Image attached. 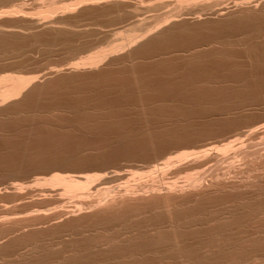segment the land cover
I'll return each mask as SVG.
<instances>
[{"label": "rangeland", "instance_id": "1", "mask_svg": "<svg viewBox=\"0 0 264 264\" xmlns=\"http://www.w3.org/2000/svg\"><path fill=\"white\" fill-rule=\"evenodd\" d=\"M8 1L9 2H7V0H0V13H1V15H0V23H1L0 24V27H1L0 31H4L3 38L0 39V75L5 74V72L6 73H10V72L15 73V71H16V73L23 74V75H38V76H40L37 79L38 82L36 81L34 84H32V86H29L26 90L27 92L26 93L23 92V94L21 96H19L18 99H16V100L14 99L12 101L10 100L7 103L4 102V104H2V105L0 104V106L3 108H4V106H6L4 109L0 107L2 109V110H0V161L2 162V163L0 162V184H1L0 185V194H1L0 195V205H1L0 208H2V206H4V207L14 206L12 208L13 209L15 208L16 211L13 210L15 213H12V216L9 215V217L11 216L12 218L16 217L14 219H17V217H19L18 219H22L24 216H26V214L27 215H30V214L33 215L34 212L36 213L38 210L40 212L45 211L46 214L48 213L47 211L50 210V212L48 213V214H50V213L54 212V209H55V211L60 210V207H63V205L67 204V199L65 198V196L62 194H59L58 187L57 188L56 187H50L46 184L44 186L41 183L38 184L37 182H35L36 180H41L42 177L43 178L48 177L50 175V173L57 172L58 170H59L58 171L59 173H65V172H67V173H76V172H82V173L83 172H85V173H95L96 172V173H98V172H101L99 168H102L103 170H104V168H108L107 170L109 171V169L111 170L114 168L115 169H118V168L119 169H121V168L126 169V168H130L129 166H131V167L132 166L133 167H141L142 165L145 166L146 164H148L150 162V160H152V158L155 159L153 156L157 155L161 150H164L165 148H167L169 145H171V143L173 144L174 142H176L177 139H179L181 137V136L179 137V135H182V136L185 134L188 135V133L190 134V132H192L193 134L194 133L200 134V133H202V130H204V128H205V131H203V133L204 132L206 133L207 131L209 132V131L215 129L216 126L222 125L223 123L221 124V122H223L224 120L226 123V118L223 115H221V117L223 116L225 118L224 119L222 117L223 120L221 119V117L219 119L218 115L213 116L215 113V112L213 113V111H217L218 108L220 109V107H221V108H228L229 109L230 104H231V109H232V107L237 108L241 103H243V100L245 102V100L247 98L246 99H243V98L247 94L252 95V94L258 93V95L260 94L261 97L264 95V90H263L264 89V78H263L264 77V74H263L264 73V42H261V40H259V39H257V37H255L258 34H260V32L262 34H264V3H262V2H264V0L263 1L257 0V1H260L259 3L255 2L256 5L258 6V7L256 6L257 9L255 7H253V8H255V9H253V8H251V6L250 7L246 6L247 9H245L246 7H244L243 8L244 11H242L243 9H241V8L238 9L239 7L235 6L234 3L236 0H224V1L223 0H212L213 3L211 0H207V2L210 1L209 3H211L212 5L214 4V6H211V8L209 9L210 11L213 10L211 13H209V10H207L208 12L207 11H201V15L199 16L200 18L194 17V16H196V14L197 15L200 14V12L198 13L197 10H195L197 12L194 13L195 15L193 14V16L192 15H186V14L179 15L180 18L175 17V19L178 21L175 20L176 21L175 22L173 20L174 22L173 21L166 22L168 25L163 23V24H165L164 26H162L164 28V32H162L161 34H157V32H155L157 34V36L155 35V33H153L152 35L144 38L142 41L140 40L139 42L134 44V47L131 46L130 48H127V51L125 49V50L121 51L120 53L116 54L115 55L116 57L115 56L110 57V59L113 58L112 60H110L108 58V60L105 61L104 65L99 66V68L93 69L94 71L93 70L91 71L88 69L84 70V69L80 68L79 69L80 72H79V70L69 68L68 64L75 62V61H78L79 58L86 56V54H88L91 51H94L95 49H97V47L98 48L100 46L106 47L108 45V43L109 44L110 43L117 44L118 42H121L122 40L120 38H122L123 36L119 35V34L121 32H122V34H124L123 31L125 30V32H126L127 28L130 30L132 27L130 28L129 26H131L132 24L135 25L134 22H136L137 26H139V27L132 25V26H134L132 29L135 30V33L137 32V34L141 33L144 26L156 24L155 21L157 20V18L159 16L167 15V13L169 11H170L169 13L171 14V12L174 9L173 6L175 7L174 4H176V1L175 0H160V1L158 0V2H159L158 3L157 0H156V2H155V0H120L121 3L119 2V3H112L111 4V2H110V4H109L107 2H104V0H99L98 2L96 1V3H94V4L86 2V4L84 5L85 1L90 2L91 0H83L84 2L82 0H79L82 4L81 3H80L81 5L78 4L80 7H78V5L75 6L76 7L75 10L74 11L72 10L73 13L70 11H68L69 13L66 12L64 14L58 13L51 18L52 20L47 19L46 21H44L45 19L40 18V17H42V16H40V14H37V13H39V12H37L38 11L37 7H38V2H39V5H43V4H45V2L46 3L49 2V0H40V1H37V0H34V1L33 0H13V1L8 0ZM41 1H42V3H41ZM50 1L56 2V4L58 6H60L62 3L68 4L69 2L71 3L73 1L78 2V0H73V1L72 0H59V1L58 0L57 1L56 0H50ZM124 1H125V3H124ZM219 1H221L220 2L221 4L219 3ZM237 1H241V0H237ZM247 2H249V4H251V5L254 4L253 2L250 3V0ZM99 3H101L102 6ZM103 3H105V4H103ZM97 4H99V5H97ZM120 4H122V6ZM8 5L10 7L12 5H17V6L19 5L20 7H22L21 9L23 12L19 13L20 15L19 14H17V15L12 14V15L6 16V14H4L2 12L6 11V9L7 10L9 9ZM113 5H114V7H113ZM116 5L118 7H116ZM231 5H234L233 8ZM135 6L137 7V9ZM222 6L226 7V9ZM259 6L261 8H259ZM120 7H122V8H120ZM132 7H134V8H132ZM218 7L223 8L222 14H221L222 17H221V15H217V14L213 13L215 11V9ZM227 7H228V9H227ZM115 8H117L118 10ZM234 8H237V9H234ZM248 8H251V9H248ZM121 9H122V11H121ZM183 9L181 10V12L185 13L186 11H183ZM185 10H186V8H185ZM130 11H132V12H130ZM88 12H90V13L88 14ZM181 12H180V14H181ZM31 13H32V15H31ZM223 13H225V14H223ZM247 13H249V14H247ZM250 13H253V14L251 15ZM2 15H4V16H2ZM21 15H23V16H21ZM102 15H104V16H102ZM246 15H247V19H245ZM248 15L251 16V18L248 17ZM16 16H17V18H16ZM32 16H33V18H32ZM66 16H67V18H65ZM155 16H157V17H155ZM235 16H236V18L238 17L237 19H239V20L235 19ZM187 17H189V18H187ZM25 18L27 20H24ZM39 18H40V20L38 21ZM22 19H23V21H22ZM74 19H76V20H74ZM137 19H139V20H137ZM144 19L146 21H144ZM210 19H212V20H210ZM230 19H231V21H230ZM137 21H139V22L143 21L144 23L142 22L143 23L142 24L140 22V24H139V22H137ZM153 22H155V23L153 24ZM28 23H30V24H28ZM42 23H44V24H42ZM60 24H62V25H60ZM182 24H184V25H182ZM56 25L60 26L58 28L64 27V29H66L65 31L67 34L64 35V33H63V35H62V34H59L58 32H56L54 30L53 31L49 30V27L54 26V28H55ZM198 25H200V26H198ZM21 26H22V28H21ZM141 27H143V28L141 29ZM162 27H161V30H163ZM67 28L68 29L70 28V29L68 30ZM138 28H140V29H138ZM84 29H86V30H84ZM136 29H137V31H136ZM5 30H8L9 33L6 32V34H5ZM19 30H21V32ZM34 30H36V31L34 32ZM75 31H77L79 34ZM10 33H12V34H10ZM52 33H53V35H52ZM75 33H77V34H75ZM32 34H33V36H32ZM8 35H10V36H8ZM23 36H27V37L29 36V37L28 38L25 37V38H27V39H25ZM53 36H54V38H53ZM68 36H71V37H68ZM204 36H205V38H204ZM43 38H44V40H43ZM22 39H23V41H22ZM237 40H239V41H237ZM112 41H115V43ZM201 41H203L204 43ZM2 42H5V43H2ZM157 42H159V43H157ZM10 43H11V45H10ZM41 43H44V46H43V44L39 45ZM63 43L65 45H63ZM208 43L211 45H208ZM32 44H34V45H32ZM35 44L38 45V47ZM46 44H48V46ZM54 44L57 46H55ZM252 44H253V46H252ZM148 45H149V48H148ZM255 45H257V47ZM81 46H83V47H81ZM141 46H142V48H141ZM199 46L202 47V49ZM7 47H9V48H7ZM74 47H76V48H74ZM44 48H46V49L44 50ZM50 48H52V49H50ZM192 48L197 49V52H195L196 50H193ZM10 49H14V50L12 51ZM151 50H152V52H151ZM255 50H257V52ZM124 52H126L127 54ZM144 52H146V53H144ZM144 55H146V57ZM222 56H224V57H222ZM218 59H220V60H218ZM199 60L200 61L202 60V61L199 62ZM213 60H215V61H213ZM195 65H197V66H195ZM201 65H202V67H201ZM25 66H26V68H25ZM59 66H60V68H59ZM198 66H199V69H198ZM51 67H53L52 69H54V70L55 69H58V70H56V71L52 70V72H51ZM30 68H32L34 71ZM37 69L40 71H38ZM83 70H84V72H83ZM21 71H23V72L21 73ZM69 71H70V73H69ZM46 72L50 75H48ZM45 73H46V75H45ZM95 73H98V74H95ZM222 73H224V74H222ZM41 74H44V75H42L43 78H42ZM220 75L223 77V79L220 78L221 77ZM249 78L251 81L249 80ZM261 78L263 81L261 80ZM214 80H216V81H214ZM222 80H225V82ZM161 81L163 82V84ZM219 83H220V85H219ZM114 85H116V86H114ZM32 87H34V88H32ZM119 87H120V89H119ZM214 87H215V90L213 89ZM247 87H249L251 90ZM252 87H253V89H252ZM254 88H256V89H254ZM99 90H100V92H99ZM217 90H220V91H217ZM213 91H214V93H213ZM241 91H243V92H241ZM262 92H263V94H262ZM118 93L120 96L115 95ZM212 93H213V95H212ZM221 93H222V95H220ZM239 93H241V94H239ZM218 94H219V96H218ZM243 94H244V97H243ZM188 95H189V97H188ZM191 95H192V97H191ZM230 96L232 99H230ZM234 96H235V98H234ZM238 96H240V97H238ZM260 96H259V98H260ZM194 98H195V100H194ZM210 98L213 102L210 100ZM168 99H170V100H168ZM262 99L264 100V96L262 98H260L259 101L260 100L263 101ZM97 100H98V102H97ZM204 100L206 101V103ZM19 101H21V102H19ZM104 101L107 102V104ZM112 101H115V102H112ZM194 101H195V103H194ZM259 101H258V103H259ZM261 101H260V103H262ZM196 102H198V103L201 102V103L198 104ZM246 102H249V101H246ZM103 103H104V106H103ZM112 103H114V104H112ZM203 103L205 105H203ZM108 104L111 106H108ZM172 104H174L173 106H175V107H173ZM46 105H48V106H46ZM54 105L57 107L55 108ZM67 105H68V107H67ZM88 105H90V106H88ZM215 105H217V106H215ZM7 106H9V107H7ZM63 106L65 107V109ZM119 106H120V108H119ZM71 108H73V109H71ZM76 108H78V109H76ZM108 108H110V109H108ZM33 109L35 111H33ZM192 109H193V111H192ZM222 110L225 111L224 109H222ZM30 111H32V112L30 113ZM180 111L182 113H180ZM219 111H221V110H218V112ZM79 112H81V113H79ZM199 112H200V114H199ZM218 112H216V113L218 114ZM77 113H79V114H77ZM192 113H193V116L191 115ZM176 114H178V115H176ZM206 114H208V115H206ZM117 115L119 116V120L117 119V117H118ZM218 120L220 121V124L218 123ZM119 122H121V123H119ZM211 122L214 124H212ZM164 124H166V125H164ZM107 125H109V126L107 127ZM112 125L114 128L112 127ZM116 125H118V126H116ZM205 125H206V127H209V129L211 127V130L206 128ZM105 127H107V129ZM122 127H124V128H122ZM193 127H194V129H193ZM155 128H157V129H155ZM189 129H190V131H189ZM140 131H141V133H140ZM186 131H187V133H186ZM158 135H159V137H158ZM133 136H134V138H133ZM120 138H122V139H120ZM149 139H150V142H148ZM158 139H160V141ZM174 139H175V141H174ZM114 140H115V142H114ZM118 142H119V144H118ZM138 142H139V144H138ZM110 144H112V146H110ZM131 144H132V146H131ZM55 145L57 148L55 147ZM145 145H148V146H145ZM130 146L132 149H130ZM149 146L153 149H151ZM156 146L157 147L159 146V147L156 148ZM146 147L148 148V150ZM93 148H95V149H93ZM56 149L58 151H56ZM51 151L53 154L51 153ZM140 152L143 154H141ZM155 152H157V153H155ZM131 153L133 156L131 155ZM65 155H67V156H65ZM128 155H129V158H128ZM73 156L75 157V161L73 160V158H74ZM80 157H82V158H80ZM112 157H113V159H112ZM147 157L149 159L151 157L152 158L149 160ZM155 157H158V156H155ZM54 158H55V162H54ZM110 158H111V160H110ZM126 158H127V160H126ZM130 158H131V160H130ZM141 158H142V160H141ZM24 159H26L28 161H25ZM56 159H57V161H56ZM76 159L79 161H77ZM132 159L134 161H132ZM63 160H65V161H63ZM97 160H98V162H97ZM40 161H43V162H40ZM70 161L73 163L75 162V164L69 163ZM124 161H126V162H124ZM44 162H45V164H44ZM48 162H50V163H48ZM79 162H80V165H79ZM67 164H70V165H67ZM119 164H120V166H119ZM29 165H31V166H29ZM74 165H76L78 167H76ZM24 166H26V167H24ZM61 166H63V167H61ZM79 166H81V168ZM22 167H24V168H22ZM57 167H60V168L58 169ZM72 167L74 169H72ZM109 167H111V168H109ZM25 168H27V169H25ZM37 168L39 171L37 170ZM49 169H51V170H49ZM86 169H88V170H86ZM47 170L49 172H47ZM66 170H68V171H66ZM79 170H81V171H79ZM24 173H25V176L27 178L24 176ZM12 175L14 176L15 179H13V177L12 178L10 177ZM8 178H11V179H8ZM5 179H7V180H5ZM11 184L13 186L20 187L21 196H20V194L18 196H15V194H14L15 189L13 190V188L12 189L10 188ZM1 186L3 189L1 188ZM35 187H38V188H35ZM52 188H53V190H52ZM48 190H50V191H48ZM12 193H13V195H12ZM52 194H55V195H52ZM10 195H12V196H10ZM56 195L59 198L60 197L63 198L62 196H64V198L62 200L60 199L62 203H60V201H58L59 198ZM59 195H62V196H59ZM48 196L49 197L51 196V199ZM46 197H48V198H46ZM39 198H41V199L39 200ZM37 199H38V201H37ZM54 199H57V200H54ZM63 200H64V202H63ZM44 201H45V203H44ZM48 201H50V202H48ZM26 202H28V203H26ZM25 203H26V205H25ZM38 204H39V206H38ZM21 205H23L24 208ZM21 208H23L25 210H23V209L21 210ZM8 209H10V208H8ZM34 209H36V211ZM19 211H21L22 213H20ZM1 215L2 214L0 213V218L2 217ZM65 219H67V218L62 217V218L56 219L55 221L52 220L53 223H51V220H50L46 224L40 223V224H35V226L30 225L31 227L27 226L29 224V222L27 224H23V222H21V225L22 224L23 225L21 226L20 223L18 225V227H20L21 230L20 229L16 230L17 226H15V231L13 230L14 228L10 231H3L2 232V230H0V236H1L0 237V240H1L0 241V256L4 255V257H2V259H0V263L1 264H7L9 262L11 264H16L17 258H15V260H14L13 259L14 256H11V255H14L17 252L21 251V250H19V249H21V247H24L25 245H28V244H32L31 241L34 243L32 245L38 246V243L40 241L42 242V240L44 238L57 237L60 235L62 236L65 233H67L69 229L71 231V229H72L71 226L66 224V223H70L71 220L67 219L68 221H70V222H67V221H65ZM64 224L66 227L64 226ZM24 225H26V228ZM22 227H24L25 230H23ZM39 227L41 229L43 227V230L44 229L45 230L43 231V230L39 229ZM51 227H52V229H51ZM53 227H54V229H53ZM67 227L68 228L70 227V228L68 229ZM37 228H38V230H37ZM32 230H34V231H32ZM16 231H17V233H16ZM20 231H21V233L18 235V233ZM65 231H67V232H65ZM24 232H25V234H24ZM31 232L33 233V235ZM34 232H36V233H34ZM5 233H7V234H5ZM45 233H46L47 237L45 236ZM1 234H3V235H1ZM16 234L18 236H16ZM29 234H31V235L29 236ZM4 235H6V236H4ZM38 235H41V236H38ZM42 235L45 237H43ZM32 236H33V238H31ZM15 237L17 238V240ZM23 239L25 240V242ZM30 239H31V241H29ZM19 243L21 245H19ZM40 243H39V248H40ZM18 246H20V247H18ZM4 249H7V250H4ZM23 249L24 248H22V251H23ZM10 253H11V255H10ZM5 256H7V257L5 258ZM3 258L5 260H8V259L9 260L4 263Z\"/></svg>", "mask_w": 264, "mask_h": 264}, {"label": "bare ground", "instance_id": "2", "mask_svg": "<svg viewBox=\"0 0 264 264\" xmlns=\"http://www.w3.org/2000/svg\"><path fill=\"white\" fill-rule=\"evenodd\" d=\"M37 1H40V0H37ZM96 1L98 2L99 0H91L90 2L89 1H85V2L83 1V2L85 5L86 2L94 4V3H96ZM175 1H176V4H174L175 7L173 6L174 9L172 8L173 11L171 10L173 13L171 12V14H170L169 13L170 11H169L167 13V15L161 14L162 16H159L157 18V20L155 21L156 24H154L155 22H153L154 25H152L151 24L152 22H151L150 23L151 25H146V26H144V28L141 27V29L143 28L142 32L137 34V32L135 33V30H133L132 28L134 26H136V27H139V26H137L136 22H134L135 25L132 24L134 26H132V25L129 26L130 28L132 27L131 28L132 30L131 29L129 30L127 28L126 32H125V30L124 31L122 30L124 32V34H122V32L121 33L119 32L120 34L118 33L119 35L123 36L122 38H120L122 40L121 42H118L117 44H113V43L109 44L108 43V45L106 47L105 46H103V47L100 46L99 48L97 47V49L89 52L88 54H86V56L79 58L78 61L69 63L68 64L69 68L75 69V70H79L81 68L84 70L88 69V70L92 71L93 69L99 68V66L104 65L105 61L108 60V58L110 59V57L115 56L116 54L120 53L121 51H123L125 49L127 51V48H130L131 46L134 47V44H136L140 40L142 41L144 38L152 35L153 33L157 32V34H161L162 32H164V28L162 26L167 24L166 22H170L173 20L175 21L176 20L175 17L180 18L179 15H182V14L193 16V14L198 11V13L200 12V14H198V15L196 14V16H194V17L200 18L199 16L201 15V11H207L211 8V6H214V4L212 5L211 3H209L210 1L207 2V0H175ZM247 1H249V0H247ZM247 1L246 0H243V1L242 0L241 1L236 0L234 4L236 7H239L238 9H240V8L243 9L246 6L247 7L251 6V8H253V7L256 8L257 5L255 2H258V3L260 2L257 0H254V1L250 0V3H252V2L254 3L251 5ZM7 2H9V1L7 0ZM104 2H107L109 4L111 2V4H112V3H119L120 0H106V1L104 0ZM155 2H156V0H155ZM157 2H158V0H157ZM220 2L221 1H219V3ZM41 3H42V1H41ZM80 3L81 2L78 0V2L73 1L71 3L69 2L68 4L62 3L60 6H58L56 4V2H53L50 0L47 3L45 2V4H43V5H39V2H38V7H37L38 11L37 12H39V13H37V14H40V16H42L40 18L45 19L44 21H46L47 19L48 20L51 19L54 15H56L58 13L64 14L68 11H70V12H72V10L74 11L76 8L75 6H77L78 4L79 5L82 4V3L81 4ZM124 3H125V1H124ZM212 3H213V1H212ZM262 3H264V2H262ZM99 4H101V3H99ZM99 4H97V5H99ZM103 4H105V3H103ZM122 4H120V5L122 6ZM79 5H78V7H80ZM18 6L17 5H12L11 7L9 6V9L8 10L6 9V11H3L2 13L6 14V16L7 15L9 16L12 14L17 15V14L23 12L21 9L22 7L19 6L20 7L19 8ZM101 6H102V4H101ZM231 6L233 8L234 5H231ZM113 7H114V5H113ZM116 7H118V6L116 5ZM222 7H224V6H222ZM247 7L245 9H247ZM120 8H122V7H120ZM132 8H134V7H132ZM185 8H186V10H185ZM224 8L226 9V7H224ZM251 8H248V9H251ZM255 8H253V9H255ZM259 8H261V7L259 6ZM115 9H117V8H115ZM136 9H137V7H136ZM182 9H183V11H186V12L182 13L181 12ZM216 9L213 13L217 14V15H221L223 8L218 7ZM227 9H228V7H227ZM234 9H237V8H234ZM195 10H197V11H195ZM121 11H122V9H121ZM212 11L209 10V13H211ZM242 11H244V9ZM130 12H132V11H130ZM180 12H181V14H180ZM89 13L90 12H88V14ZM223 14H225V13H223ZM247 14H249V13H247ZM250 14L252 15L253 13H250ZM0 15H1V13H0ZM31 15H32V13H31ZM2 16H4V15H2ZM21 16H23V15H21ZM102 16H104V15H102ZM155 17H157V16H155ZM221 17H222V15H221ZM248 17L251 18V16H249V15H248ZM16 18H17V16H16ZM32 18H33V16H32ZM40 18L38 19V21L40 20ZM65 18H67V16ZM187 18H189V17H187ZM237 18L235 16V19H237ZM245 19H247V15H246ZM24 20H27V19L25 18ZM74 20H76V19H74ZM137 20H139V19H137ZM210 20H212V19H210ZM237 20H239V19H237ZM22 21H23V19H22ZM144 21H146V20L144 19ZM176 21H178V20H176ZM230 21H231V19H230ZM137 22H139V21H137ZM140 22L142 23L143 21H140ZM140 22H139V24H140ZM163 23H165V24H163ZM28 24H30V23H28ZM42 24H44V23H42ZM60 25H62V24H60ZM182 25H184V24H182ZM54 26L49 27V30L50 31L54 30V31H56L62 35H63V33H64V35L67 34L65 31L66 29H64V27L58 28L60 26L56 25V27L54 28ZM198 26H200V25H198ZM161 27L163 28V30H161ZM21 28H22V26H21ZM138 29H140V28H138ZM84 30H86V29H84ZM19 31L21 32V30H19ZM35 31L36 30H34V32ZM136 31H137V29H136ZM6 32H8V30H5V34H6ZM75 32H77V31H75ZM77 33H75V34H77ZM10 34H12V33H10ZM157 34L155 33L156 36H157ZM3 35H4V31H0V39L3 38ZM52 35H53V33H52ZM8 36H10V35H8ZM32 36H33V34H32ZM205 36H204V38H205ZM23 37L25 38L27 36H23ZM68 37H71V36H68ZM255 37H257V39L261 40V42H264V34H262L261 32H260V34H258ZM27 38H25V39H27ZM53 38H54V36H53ZM43 40H44V38H43ZM22 41H23V39H22ZM237 41H239V40H237ZM112 42L115 43V41H112ZM201 42H203V41H201ZM2 43H5V42H2ZM157 43H159V42H157ZM42 44L44 46V43H41L39 45H42ZM10 45H11V43H10ZM32 45H34V44H32ZM46 45L48 46V44H46ZM63 45H65V44L63 43ZM208 45H211V44L208 43ZM257 45H255V46L257 47ZM36 46L38 47V45H36ZM55 46H57V45H55ZM252 46H253V44H252ZM81 47H83V46H81ZM7 48H9V47H7ZM74 48H76V47H74ZM141 48H142V46H141ZM148 48H149V45H148ZM200 48L202 49V47H200ZM45 49L46 48H44V50ZM50 49H52V48H50ZM10 50L13 51L14 49H10ZM193 50H196L195 52H197V49H193ZM255 51L257 52V50H255ZM151 52H152V50H151ZM124 53H126V52H124ZM144 53H146V52H144ZM144 56L146 57V55H144ZM222 57H224V56H222ZM112 59H110V60H112ZM218 60H220V59H218ZM201 61L199 60V62H201ZM213 61H215V60H213ZM197 65H195V66H197ZM201 67H202V65H201ZM25 68H26V66H25ZM32 68H30V69H32ZM52 68L53 67H51V72H52V70H54ZM59 68H60V66H59ZM198 69H199V66H198ZM56 70H58V69H55L54 71H56ZM84 70H83V72H84ZM38 71H40V70H38ZM22 72L23 71H21V73ZM79 72H80V70H79ZM46 73H45V75H46ZM69 73H70V71H69ZM95 74H98V73H95ZM222 74H224V73H222ZM42 75H44V74H41V76ZM48 75H50V74H48ZM39 77L40 76H38V75L19 74V73H16V71H15V73L14 72L13 73H11V72L6 73L5 72V74H1L0 75V104L2 105V104H4V102L7 103L10 100L12 101L14 99L15 100L18 99V97L21 96L23 94V92L24 93L27 92L26 91L27 88L29 86H32V84H34ZM42 78H43V76H42ZM220 78L223 79L222 76ZM225 80H222V81L225 82ZM249 80H250V78H249ZM261 80H262V78H261ZM214 81H216V80H214ZM162 84H163V82H162ZM219 85H220V83H219ZM114 86H116V85H114ZM32 88H34V87H32ZM247 88H249V87H247ZM119 89H120V87H119ZM213 89L215 90V87ZM252 89H253V87H252ZM254 89H256V88H254ZM217 91H220V90H217ZM99 92H100V90H99ZM241 92H243V91H241ZM213 93H214V91H213ZM213 93H212V95H213ZM239 94H241V93H239ZM262 94H263V92H262ZM115 95L117 96V95H119V93L115 94ZM220 95H222V93ZM247 95H245V97H244V94H243V97H244L243 99H246V98L247 99L245 100V102L243 100V103H241L237 108L232 107V109H231V104L229 103L230 104L229 109L220 107V109L218 108L217 111H213V113L215 112L213 116L218 115L219 119H220L221 115H223L226 118V123L224 120L223 122H221V124L223 123L222 125L216 126V128L213 130H211V127L209 129V127H206V125H205L206 128L211 130L209 132L207 131L206 133L205 132L203 133V131H205V128H204V130H202V133H200V134L199 133L193 134L192 132H190V134L188 133V135L187 134H185L183 136L179 135V137L181 136L180 138L177 136L179 139H177L176 142H174L173 144L171 143V145H169L167 148H165L164 150H161L162 152L160 151L161 153L159 152L160 153V154L158 153L159 155L158 154L155 155L158 157L153 156L155 159H153L151 157L152 160H150L151 158L149 159L147 157L150 160V162L148 163L146 161L148 164H146L145 166H143V165L141 167L129 166L130 168H126V169L125 168L119 169L117 167L118 169H115V168L111 169V170L109 169V171L107 170L108 168H104V170L102 168H99L101 172H98V173H96V172L95 173H85V172H83V173L82 172L59 173L58 169L60 167H57L58 169L57 168L56 169L58 171L54 172V173H50V175L48 177H45V178L42 177L41 180L35 179L36 180L35 182H37L38 184L41 183L44 186L46 184L50 187H56V188L58 187L59 194H62L65 196V198L67 199V204L66 205L62 204L63 207H60V210L55 211V209H54L53 213L48 214L50 212V210L47 211L48 212L47 214L45 211H43L44 212L43 213V212H40L38 210L36 213L34 212L33 215H31V214L27 215L26 214L27 217L24 216L25 218L22 216L23 217L22 219H18L19 217H17V219H14L16 217H14V218L11 217L12 213H15L13 211V210H15V208L14 209L12 208L14 206H12V207L7 206L10 209L2 206V208H0V213L2 214L1 215L2 217L0 218V230H2V232H3V231H10L14 228L13 230L15 231V226H17L16 230L20 229V227H18V225H19V223L21 225V222H23V224H27L29 222V224L27 226H30V225L35 226V224H40V223L46 224L50 220H51V223H53L52 220L55 221L56 219L63 217V218H67V219L71 220V222H70L67 219H65V221L70 222V223H66V224L71 226V228H72L71 231L72 230L73 231L71 232L69 229L70 227L69 228L67 227L69 230H68V232L65 231L67 233H65V234L63 233L64 235H62V236L60 235L57 237H49V238L46 236V233H45V236L47 238H44L42 240V242L40 241L41 243L39 242L40 248H39L38 242H37L38 246L32 245L34 243L30 239L29 241H31L32 244L25 245L24 247H21V249L18 248L21 251L17 252L14 255H11V253H10L11 256H14V258L12 257L14 260H15V258H17L16 264H264V100L263 99H262L263 101L260 100L262 103H260V101H259V99L262 98L264 95L262 97L260 96V94L258 95V93L252 94V95L247 94ZM218 96H219V94H218ZM259 96H260V98H259ZM188 97H189V95H188ZM191 97H192V95H191ZM238 97H240V96H238ZM234 98H235V96H234ZM230 99H232L231 96H230ZM168 100H170V99H168ZM194 100H195V98H194ZM210 100H211V98H210ZM115 101H112V102H115ZM246 101H249V102H246ZM258 101H259V103H258ZM19 102H21V101H19ZM97 102H98V100H97ZM105 103L107 104V102H105ZM194 103H195V101H194ZM196 103H198V102H196ZM200 103H198V104H200ZM205 103H206V101H205ZM112 104H114V103H112ZM173 105L174 104H172V106ZM203 105H205V104L203 103ZM46 106H48V105H46ZM88 106H90V105H88ZM103 106H104V103H103ZM108 106H111V105L108 104ZM215 106H217V105H215ZM5 107L6 106H4V108ZM7 107H9V106H7ZM56 107L57 106H55V108ZM67 107H68V105H67ZM173 107H175V106H173ZM1 108H3V107H1ZM1 108H0V110H2ZM119 108H120V106H119ZM64 109H65V107H64ZM71 109H73V108H71ZM76 109H78V108H76ZM108 109H110V108H108ZM222 109H224L225 111H223ZM218 110H221V111L218 112ZM33 111H35V110L33 109ZM192 111H193V109H192ZM31 112L32 111H30V113ZM216 112H218V114ZM79 113H81V112H79ZM79 113H77V114H79ZM180 113H182V112L180 111ZM199 114H200V112H199ZM176 115H178V114H176ZM191 115L193 116V113ZM206 115H208V114H206ZM222 117H221V119L223 120L224 117L223 118ZM117 119L119 120V116L117 117ZM119 123H121V122H119ZM218 123L220 124L219 120H218ZM212 124H214V123H212ZM164 125H166V124H164ZM108 126L109 125H107V127ZM116 126H118V125H116ZM107 127H105V128L107 129ZM112 127H113V125H112ZM122 128H124V127H122ZM155 129H157V128H155ZM193 129H194V127H193ZM189 131H190V129H189ZM140 133H141V131H140ZM186 133H187V131H186ZM134 136H133V138H134ZM158 137H159V135H158ZM120 139H122V138H120ZM158 140L160 141V139H158ZM174 141H175V139H174ZM114 142H115V140H114ZM148 142H150V139ZM118 144H119V142H118ZM138 144H139V142H138ZM110 146H112V144H110ZM131 146H132V144H131ZM131 146H130V149H132ZM145 146H148V145H145ZM55 147H56V145H55ZM158 147L156 146V148H158ZM93 149H95V148H93ZM151 149H153V148H151ZM147 150H148V148H147ZM56 151H58V150L56 149ZM51 153H52V151H51ZM155 153H157V152H155ZM141 154H143V153H141ZM131 155H132V153H131ZM65 156H67V155H65ZM80 158H82V157H80ZM128 158H129V155H128ZM112 159H113V157H112ZM24 160L28 161L26 159H24ZM73 160L75 161V157L73 158ZM110 160H111V158H110ZM126 160H127V158H126ZM130 160H131V158H130ZM141 160H142V158H141ZM56 161H57V159H56ZM63 161H65V160H63ZM77 161H79V160H77ZM132 161H134V160L132 159ZM40 162H43V161H40ZM54 162H55V158H54ZM97 162H98V160H97ZM124 162H126V161H124ZM48 163H50V162H48ZM69 163L75 164V162L73 163L71 161ZM44 164H45V162H44ZM67 165H70V164H67ZM76 165H74V166H76ZM79 165H80V162H79ZM26 166H24V167H26ZM29 166H31V165H29ZM63 166H61V167H63ZM119 166H120V164H119ZM24 167H22V168H24ZM73 167H72V169L75 168V167L74 168ZM76 167H78V166H76ZM79 167L81 168V166H79ZM111 167H109V168H111ZM25 169H27V168H25ZM37 170H38V168H37ZM49 170H51V169H49ZM81 170H79V171H81ZM86 170H88V169H86ZM66 171H68V170H66ZM47 172H49V171L47 170ZM24 176H25V173H24ZM10 177L11 178L13 177V179H15L13 175ZM11 178H8V179H11ZM5 180H7V179H5ZM11 186H10L11 189L12 188H13V190L15 189V192H14L15 196H18L20 194V187L13 186L12 184H11ZM1 188H2V186H1ZM35 188H38V187H35ZM50 190H48V191H50ZM52 190H53V188H52ZM12 195H13V193H12ZM12 195H10V196H12ZM52 195H55V194H52ZM62 195H59V196H62ZM20 196H21V194H20ZM64 196H62V197L64 198ZM48 197H46V198H48ZM49 198L51 199V196ZM63 198L60 197L58 201H60V203H62L61 200ZM40 199L41 198H39V200ZM54 200H57V199H54ZM37 201H38V199H37ZM45 201H44V203H45ZM48 202H50V201H48ZM63 202H64V200H63ZM26 203H28V202H26ZM26 203H25V205H26ZM21 206H23V205H21ZM38 206H39V204H38ZM23 208H24V206H23ZM23 208H21V210ZM23 210H25V209H23ZM34 210L36 211V209H34ZM19 212L22 213L21 211H19ZM9 215H11V216L9 217ZM24 226L26 228V225H24ZM64 226H65V224H64ZM40 227H39V229H41ZM22 228H23V230H25L24 227H22ZM51 229H52V227H51ZM53 229H54V227H53ZM37 230H38V228H37ZM41 230H43V227ZM32 231H34V230H32ZM16 233H17V231H16ZM20 233H21V231L18 233V235ZM34 233H36V232H34ZM5 234H7V233H5ZM24 234H25V232H24ZM1 235H3V234H1ZM18 235L16 234V236H18ZM30 235L31 234H29V236ZM32 235H33V233H32ZM4 236H6V235H4ZM38 236H41V235H38ZM45 236H43V237H45ZM31 238H33V236ZM16 240H17V238H16ZM24 242H25V240H24ZM19 245H21V244L19 243ZM18 247H20V246H18ZM22 248H24L23 251H22ZM4 250H7V249H4ZM2 257H4V255L3 256L1 255L0 259H2ZM6 257L7 256H5V258ZM8 260L4 259L3 261L5 263ZM9 264H11V263H9Z\"/></svg>", "mask_w": 264, "mask_h": 264}]
</instances>
